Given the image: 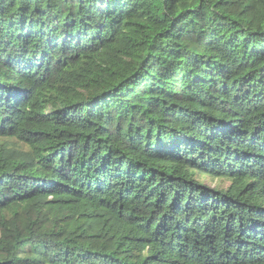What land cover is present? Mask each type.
<instances>
[{
    "label": "trees",
    "instance_id": "trees-1",
    "mask_svg": "<svg viewBox=\"0 0 264 264\" xmlns=\"http://www.w3.org/2000/svg\"><path fill=\"white\" fill-rule=\"evenodd\" d=\"M0 264H264V0H0Z\"/></svg>",
    "mask_w": 264,
    "mask_h": 264
},
{
    "label": "rangeland",
    "instance_id": "rangeland-1",
    "mask_svg": "<svg viewBox=\"0 0 264 264\" xmlns=\"http://www.w3.org/2000/svg\"><path fill=\"white\" fill-rule=\"evenodd\" d=\"M210 187H220V188H226L228 186V183L225 181L219 182V181H210L208 179H204L203 181Z\"/></svg>",
    "mask_w": 264,
    "mask_h": 264
}]
</instances>
